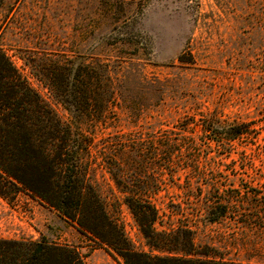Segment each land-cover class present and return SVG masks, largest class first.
<instances>
[{"label":"rangeland","instance_id":"rangeland-1","mask_svg":"<svg viewBox=\"0 0 264 264\" xmlns=\"http://www.w3.org/2000/svg\"><path fill=\"white\" fill-rule=\"evenodd\" d=\"M0 47L84 138L81 170L135 251L264 264L263 0H3ZM61 61L93 69L98 115L74 116L56 97L47 74ZM212 117L220 132L247 125L217 141L202 126ZM7 185L1 238L66 245L83 264H123L38 196ZM126 196L158 209L154 245ZM217 202L226 214L209 221Z\"/></svg>","mask_w":264,"mask_h":264},{"label":"trees","instance_id":"trees-1","mask_svg":"<svg viewBox=\"0 0 264 264\" xmlns=\"http://www.w3.org/2000/svg\"><path fill=\"white\" fill-rule=\"evenodd\" d=\"M3 0H0V7ZM264 25V0H263ZM56 62L48 69L47 77L57 98L73 107L74 116H96L99 103L90 80L93 69L84 64ZM94 95V96H93ZM92 101V102H90ZM92 104L91 107H89ZM95 104V105H94ZM95 109V110H94ZM96 111V112H95ZM95 113V114H94ZM206 120L204 132L215 140L232 138L244 133L247 124L226 128ZM72 125L63 122L53 109L30 86L27 79L12 65L0 47V194L7 184L25 189L62 216L75 223L78 229L112 249L123 264H249L202 253L157 255L135 251L116 220L106 212L103 201L81 170L84 138L75 137ZM78 135V134H77ZM79 137V139H78ZM221 137V139H219ZM125 204L139 219L141 230L150 244L156 234L153 224L158 209L148 198L126 196ZM228 204H208L205 217L217 220L226 214ZM218 210V211H217ZM0 264H83L80 255L66 245L48 243L44 239H7L0 237Z\"/></svg>","mask_w":264,"mask_h":264}]
</instances>
